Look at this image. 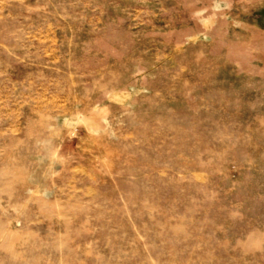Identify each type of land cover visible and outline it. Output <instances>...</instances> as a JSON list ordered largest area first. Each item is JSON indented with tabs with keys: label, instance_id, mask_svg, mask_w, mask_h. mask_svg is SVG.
<instances>
[{
	"label": "rangeland",
	"instance_id": "obj_1",
	"mask_svg": "<svg viewBox=\"0 0 264 264\" xmlns=\"http://www.w3.org/2000/svg\"><path fill=\"white\" fill-rule=\"evenodd\" d=\"M0 264H264V0H0Z\"/></svg>",
	"mask_w": 264,
	"mask_h": 264
}]
</instances>
